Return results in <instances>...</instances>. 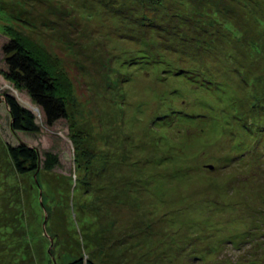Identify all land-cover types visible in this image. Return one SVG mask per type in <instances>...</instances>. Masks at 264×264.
I'll list each match as a JSON object with an SVG mask.
<instances>
[{
  "label": "rangeland",
  "instance_id": "1",
  "mask_svg": "<svg viewBox=\"0 0 264 264\" xmlns=\"http://www.w3.org/2000/svg\"><path fill=\"white\" fill-rule=\"evenodd\" d=\"M202 2L212 29L204 20L168 32L154 25L178 6L193 15L178 0L158 10L140 0H0V251L10 264L76 255L96 264H264V132L257 139L243 128L253 114L264 125V0ZM12 38L48 69L66 118L46 125L28 92L6 80ZM198 41L212 45L202 59L213 69L202 74L210 90L175 72L196 67ZM7 93L36 115L39 131L12 129ZM225 138L252 145L253 159L228 154ZM19 142L37 149L33 174L15 173L7 145ZM48 153L59 162L45 171ZM220 220L229 229L219 232ZM131 222L143 233L131 237ZM236 232L246 241H223Z\"/></svg>",
  "mask_w": 264,
  "mask_h": 264
},
{
  "label": "trees",
  "instance_id": "2",
  "mask_svg": "<svg viewBox=\"0 0 264 264\" xmlns=\"http://www.w3.org/2000/svg\"><path fill=\"white\" fill-rule=\"evenodd\" d=\"M178 1H180L181 4L185 5L184 9L186 11L187 10H189V12L192 11V14H193V15H191L192 17L189 15L181 14V11L179 10V9H181V6H178L179 8L177 7V10H175L173 13H171L170 17L172 18V20L171 19L168 20V22H167L168 24L166 23L164 25L165 28L164 27L160 28V25L162 23H156L154 25L156 27V29L158 28L159 31H162L163 29H165L167 31L168 29L166 28V26L171 27L172 26L171 24H173V25H175V28H178L177 31L180 32L182 27L192 28V25H194V24H195V26H196V24L199 25L200 22H204V20H206L205 21L206 25H208L211 29L213 28L212 25L208 24L210 19L213 20L212 19L213 16L209 14L207 7H205L206 5H204L202 2V1H208V0H196V1H194V4L190 3V5H187L188 4L187 1L186 2H184V0H178ZM140 2H142V4L144 3L143 4L144 6L148 5V6L154 7V8L157 7L156 10H158L159 8L163 7L162 2H164V0L163 1L162 0H140ZM160 10H163V9H160ZM17 15L18 14L16 13V16ZM160 15H162V14H160ZM160 22H162V21H160ZM203 25H204V23H203ZM192 29H194V28H192ZM202 29H203V27H202ZM169 31H170V29L168 30V32ZM194 32L196 33V31H194ZM192 37H194V36L192 35ZM192 37H190V38H192ZM211 38L212 39H210V40H214L213 43L217 42V44L218 43L222 44V42H220L222 39H220V38L216 39V38H218V36L215 38H213V36H211ZM198 42H199L198 50H195V52H199L196 54L197 57L195 59V61H197L198 64L197 65L195 64L196 67L193 68V71H189V70L183 68V66H182L178 69L176 68L175 72L177 73V71L179 70L183 74H186L187 77L190 79L191 84L193 83L192 84V86L194 85L193 88L199 89L200 87H202V88H208L209 89V87H205L204 83L202 82L203 81L202 77H203V75H205V73L206 74H210V73L214 74V73L211 72V70H213V69L209 67L208 63L206 64L202 59H204L205 56L206 57L208 56L207 52L208 53L210 52L212 45L209 47V44L205 41L204 42L198 41ZM184 46H185V44H184ZM3 48L5 49V53H8V55H6V57L4 58L5 59V65H6V71L4 72V76H5L6 80L15 83V85L17 87H19L21 89L23 88V89H25L26 92H28L33 103H36L37 106L40 108L42 115L44 117L45 124L51 125L54 122L58 121V119H60V118H66L67 114H66L65 102L63 100V97L56 91L55 80L52 77V75L50 74V72L48 71V69H46L45 66L43 67L41 62L38 60V58L35 55L31 54L28 51L27 47H24V45L16 38L9 39V42H7ZM195 52H193L191 54H194ZM147 53H148V51H147ZM148 54H151V53H148ZM155 56L156 57L160 56V52L158 51V54ZM199 56H200V58L198 59ZM151 59H153V58H151ZM230 64H231V66H233V62H230ZM163 69H165L164 71H166L164 74L165 76H166L168 70L171 71V68L168 69V67H166V66H164ZM206 79L211 80L210 78H206ZM210 84L212 85L211 82H210ZM209 90L206 89L204 91L205 93H203L201 91L202 96L203 95L204 96L205 95L210 96V94H208ZM162 92L163 91H161V93ZM180 95H182V94L177 93V96H180ZM4 97H5L4 98L5 103L8 106V113H9V116L11 119V125L10 126L12 127V129L22 131V132L25 131V132H33V133H36L37 131H39V126L36 122V115H34L30 111V109H28L24 105L22 106L21 104H19L18 101L16 100V98L12 94L10 95L7 93V95H5ZM192 97H195V96H192ZM173 99L178 100L179 97H174ZM202 99L205 100L204 98H202ZM208 102H209V100L202 101V103H208ZM192 105L193 104H191V106ZM201 106L197 107V105H196L195 108H204L205 109V107H206V106H202V107ZM233 110H234V108H232V111ZM178 111H180V114L185 115V118H188V119L197 113L199 114V112H197V111L196 112L194 111V113H191L189 111L185 112V110L181 111L180 109ZM250 117H252V119H249V118L244 119L245 122L243 123V128L246 129L248 131V133H250V135L255 136V138H257V139L262 138V136H259V133L263 134L264 125L262 126V124H260V121L258 119L259 117L257 116V114H253ZM228 129L230 130L229 132L234 131L233 124ZM219 130L221 133L226 131V129H224V128H220ZM239 133H237L236 131L234 132V134H236V135H238ZM244 134L242 133L240 136L243 139H244V137H243ZM164 137H167V136H164ZM225 140H226V138L224 139V141ZM246 140H248V139H246ZM234 141H235V139H234ZM258 142H259V140H258ZM225 143H226V141L224 142L223 146L221 144V148L224 147V149H226V152H228V154H230V153L232 154V152L233 153L235 152V154H233L234 158L236 156H241L242 153H245V152L249 154V155H247V156H249L248 158L253 159V157L255 156L252 154L253 149H254V148H252L253 147L252 145H251V148H249V147L241 146L240 141L232 142L231 145L228 143H226V144ZM248 143H250V140H248ZM75 146H78V143H76ZM261 148H264V145ZM7 151H8V156L10 157L11 161L14 163L13 167H15V173H17L19 175L20 174H22V175L33 174L32 172L37 168V165L39 163V161H38L39 157H38L37 149H34L33 147L29 146L26 143L19 142L13 146L7 145ZM239 151H241L242 153ZM263 155H264V153H263ZM45 156L46 157L44 158V161L42 162V168L45 171L52 170V168L55 165H57L59 161L57 160V158L54 155H52L50 153H48ZM253 172L254 173L257 172L256 169ZM129 177H130V175H129ZM98 178L100 179V181H102L101 173L97 177V181H98ZM126 179L127 180L129 179V181H130V178H126ZM82 187H84V186H82ZM0 200L4 201L5 197L0 198ZM118 203L125 204L124 200H119ZM259 206H261V205L259 204ZM249 207H250V205H249ZM257 211H256V209H254L251 212H257ZM246 215H248V214H246ZM217 222L219 223L218 224L219 225L218 227L220 228L219 232H224L225 229L226 230L229 229V227H228L229 225L228 224L225 225L226 223H224V221L220 220ZM130 225L132 226L131 228H133L132 229L133 231L131 233V237H132V235L133 236L139 235L140 233L138 231H140V230H141V233H143L142 226H140L141 224L139 225V223H138L137 225H134L131 222ZM140 227H141V229H139ZM130 230L131 229L129 228L128 231H130ZM230 230H238V228H235V229L232 228ZM135 231H136V234L133 233ZM239 234H240V232H236L235 234L231 233L230 236H232V235L239 236ZM206 235L207 234H205V236ZM127 236L129 237V235H127ZM228 236L229 235H226L224 237L223 241L228 242V243H236L239 239L246 241L244 239L246 237L245 235H243V236L240 235L239 237H235V238L232 237V239L227 238ZM198 237H200V236H198ZM103 239H105V238H103ZM135 251L136 250H133V252H135ZM7 254L4 253L3 251H0V257L2 259V261H0L1 262L0 264H10V261H9L10 255L8 254L9 255L8 256ZM113 257L115 258V256H113ZM64 264H96V263L94 261H92L89 257L84 259V257H82V255H76L75 258H72L71 260L64 262Z\"/></svg>",
  "mask_w": 264,
  "mask_h": 264
},
{
  "label": "water",
  "instance_id": "3",
  "mask_svg": "<svg viewBox=\"0 0 264 264\" xmlns=\"http://www.w3.org/2000/svg\"><path fill=\"white\" fill-rule=\"evenodd\" d=\"M210 167H212L211 165H209Z\"/></svg>",
  "mask_w": 264,
  "mask_h": 264
}]
</instances>
